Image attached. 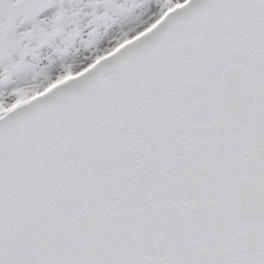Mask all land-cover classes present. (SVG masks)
<instances>
[{
    "label": "snow or ice",
    "instance_id": "6c2138e0",
    "mask_svg": "<svg viewBox=\"0 0 264 264\" xmlns=\"http://www.w3.org/2000/svg\"><path fill=\"white\" fill-rule=\"evenodd\" d=\"M0 264H264V0H0Z\"/></svg>",
    "mask_w": 264,
    "mask_h": 264
}]
</instances>
